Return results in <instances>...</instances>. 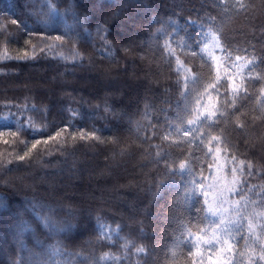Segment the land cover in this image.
<instances>
[{
	"label": "trees",
	"instance_id": "16d2710c",
	"mask_svg": "<svg viewBox=\"0 0 264 264\" xmlns=\"http://www.w3.org/2000/svg\"><path fill=\"white\" fill-rule=\"evenodd\" d=\"M0 201V264H264V0H0Z\"/></svg>",
	"mask_w": 264,
	"mask_h": 264
},
{
	"label": "snow or ice",
	"instance_id": "6c2138e0",
	"mask_svg": "<svg viewBox=\"0 0 264 264\" xmlns=\"http://www.w3.org/2000/svg\"><path fill=\"white\" fill-rule=\"evenodd\" d=\"M47 17L49 18H54L57 16L62 15L61 12H59L55 7H53L49 12L46 13ZM74 20L76 21V24L78 26H83L86 18L81 19L80 17H78L75 13L72 14ZM13 23H16V21L14 20ZM73 31L72 26H67L65 29V35H68L69 33H71ZM84 32L87 33V29L84 28ZM89 35H91L90 33H88ZM96 35L101 39V41H103L105 44L107 43V36L105 35V29L103 28V26H98L96 29ZM71 38V37H70ZM56 41H60L63 42L64 41V36H56L54 38ZM40 51H44V49H40ZM28 54L25 53L23 57H20L21 59L27 58ZM32 58H35L34 56ZM230 59V57H229ZM241 57L237 56L236 60H240ZM249 64L251 63V61L248 62ZM247 64L241 65L242 68L247 67ZM217 79L219 80L220 78L217 77ZM229 83L233 86V90L234 91H238V88L235 86V82H234V78H230ZM189 124L192 123V121L190 120L188 122ZM15 134V133H13ZM185 135L188 134V131L186 130ZM61 133L57 132L56 136H60ZM73 138L75 139V136H73ZM80 138L81 139H85L86 138V134L84 132H81L80 134ZM52 139H55V137H52ZM212 140L217 139L216 137H211ZM211 141H209L210 143ZM40 143V140H37L36 143L32 144V148H36V146ZM44 143H47V141H44ZM216 152L221 151V149L219 147H217L215 149ZM209 152H212V149L209 148ZM20 159H24V157H20ZM241 164H243V162H241ZM250 167V166H249ZM180 168L181 169H186L185 164L181 163L180 164ZM190 175L195 176V173L192 172L191 167H188L186 169ZM240 171L241 175H244L243 169H236L233 168L231 171L233 173V176L235 177V174L237 171ZM250 174V173H249ZM238 182V181H236ZM194 183L199 184L201 187H203V180H194ZM228 191H235V187L234 185L232 187H230L228 189ZM221 197H223V194H221ZM247 203V202H246ZM0 206H3V202L0 201ZM209 211L212 212L213 215H217V213L212 209V207H209ZM33 212L37 214L38 219L48 228H50L52 231H61L62 229L58 227L57 223L52 219L51 215H40L39 213H37V206H33ZM243 220V216L239 217V219L233 220L232 218H229L227 221H225L223 214L221 213L220 215V220H219V226H218V232L219 235H215L213 236V240L209 241V244L211 245V247L213 249H215L216 245L219 244L221 247L225 246V245H229L230 240H234L235 239V235L237 233H240L244 230V225L241 223V221ZM21 228L22 229H26L27 225L26 224H21ZM249 230L251 231L252 229V225L251 223H249L248 225ZM230 250V248H229ZM261 260H264V248L261 249V256H260ZM237 264H242V261H238Z\"/></svg>",
	"mask_w": 264,
	"mask_h": 264
},
{
	"label": "rangeland",
	"instance_id": "374dc122",
	"mask_svg": "<svg viewBox=\"0 0 264 264\" xmlns=\"http://www.w3.org/2000/svg\"><path fill=\"white\" fill-rule=\"evenodd\" d=\"M213 49V47H212ZM188 131V134L185 135V131ZM190 132H189V128L187 126L184 127H174V126H170V128L166 131L165 133V137L166 139L170 140V141H180V140H184V139H190ZM225 184H223L224 186ZM225 220H228L226 218H224ZM210 239H213V234L211 235ZM212 264H223L222 262H213Z\"/></svg>",
	"mask_w": 264,
	"mask_h": 264
}]
</instances>
